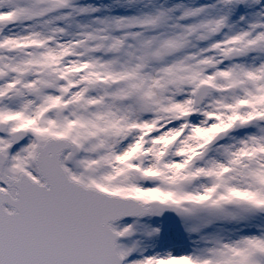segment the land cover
<instances>
[{
	"label": "rangeland",
	"instance_id": "374dc122",
	"mask_svg": "<svg viewBox=\"0 0 264 264\" xmlns=\"http://www.w3.org/2000/svg\"><path fill=\"white\" fill-rule=\"evenodd\" d=\"M217 1L220 2L221 7ZM256 5V0H0V42L5 40V37H17L21 52L30 51V56L44 49L56 48V44L61 42L63 48L68 47L69 51L70 46L82 47L77 52V57L74 55L76 59L74 61L78 60L75 65H89L92 59H95L97 51L101 49L103 41L108 37L115 40L116 30L118 28L122 30L117 36H121L119 48L124 43L128 45L127 57L122 58L121 66L125 79L116 74L115 63L111 60L110 53H105L108 59L104 63L106 66L100 70L101 73L92 72L93 66L89 69L83 67L86 69L85 72H78L76 75L86 76L84 83L102 75L108 80H115L120 92L117 94V99L115 100V90L101 86L98 91L100 93L104 91L101 95L102 101L108 102L106 100L111 99L109 102L120 107L124 111L123 114L130 117L129 126L136 122L137 127L143 125L141 130H145L149 125H155L147 148L152 147L153 139L156 140L158 137L157 134L165 131L161 127L165 121L167 127L181 124L183 126V123H192L193 118H198L197 111L191 119H181L186 111L219 113L223 118L229 119L238 114L234 112L235 103L239 104L243 101L248 105L241 108L243 113L241 118H244L239 127L233 125L228 131L226 128L211 132L210 137H207L208 131L204 138H208L206 147L192 149L193 154H182L177 159L182 164L175 170H168L164 163H161V166L159 163L153 166V158L151 154H145L144 144L137 151L134 149V142H139L137 138L140 134V132L134 134L135 128L129 131L131 140L117 145L115 149L122 157L117 164L110 161L109 167L101 161L106 157L111 138L103 136L94 140L93 134L87 136L77 126L82 101L81 98L68 100L72 97L68 88L75 87L72 82L63 81L61 61L45 59L32 69L26 63L18 65V72L13 74L9 83L3 84L2 75L6 72L7 52H2L0 49V122L5 121L10 125L9 133H0V147H7L11 142L12 133L19 128L26 129L30 133V137L12 151L10 172L16 175L21 170H26L31 174H37L34 159L39 142L52 135L68 137L77 143V151L73 153V157L66 158V165L74 177L111 193L135 196L155 205L154 214L149 217L130 218L115 224V228L121 234L120 251L125 264H159L152 262L150 257L158 253L163 245H166L169 251L164 263L160 264H264V214L260 211V207L264 205L263 183L254 176L244 181L237 180L235 186L238 189L253 190V194L249 196L233 195L226 185L212 192L193 190L194 179L202 176L199 169L202 165L205 166L203 160L207 154L228 146L230 137L237 133L255 131L258 127L260 129L264 127L262 101L264 79L261 81L258 77H264L262 57L261 61L260 56L254 59L257 67H247L241 62L243 56L244 61H248L245 53L241 47H234L239 55L232 61V66H225V69L220 70L217 75L214 69L210 70L209 83H213L218 89L200 108L196 107L193 101L196 95L195 88L196 90L199 88L197 85L184 90L171 91L176 95V99H182L187 95L191 102L190 105L179 106L178 112L167 106V102L162 106L154 101L158 93L161 95L165 93L163 90L167 87L163 85L164 80L170 84L172 78L169 74L171 65H167L164 77L161 68L156 72V66L159 65L161 57L168 53L169 47L174 52L179 45V43L175 44L172 35L171 39L167 38L168 33L172 31V34H178L179 29L173 26L167 30L157 27L165 12H171L173 9L174 13H177L181 25L180 31L189 34L190 39L199 22V18H194L192 15L196 9H201L198 15L202 22L207 24V30L213 29L214 24L220 21H226L229 22L233 32L240 30L237 26L241 24L242 29L246 28L248 32L246 37H251L250 34L256 29L263 32L264 38V26L258 29L256 27L259 24L258 18L245 16L249 12H255ZM229 10L232 11L231 15ZM40 11H47V17L39 19L36 14ZM239 12L242 17L238 19L245 18V21L237 24L238 22H234L232 18ZM207 30L199 33V35L203 34L200 37H206L209 33ZM125 32L128 33L124 34ZM23 33L37 39V44L28 46L27 41L22 40ZM67 33L77 36L67 40L64 36ZM231 52H233L232 48L225 49L222 60L231 59ZM146 53L150 56L148 61H145ZM180 66V64L177 66L179 70H181ZM138 67L144 69V72H147L145 74L152 78V87L145 91L150 95L151 92L154 94L151 95L153 100L137 89L136 82L141 76L136 73ZM230 84H234L239 89L237 96L232 91L226 90L225 86ZM170 87L173 88L172 85ZM193 90L195 94L192 95ZM222 92L226 93L229 99L231 98L232 106L229 110L219 108V105L225 104ZM176 104V100L173 99L171 106ZM8 108L12 109V112H18L20 117L23 115L24 120L16 124L17 115L8 114ZM256 110L261 115L258 119H254ZM86 122L90 124L88 119ZM186 129L188 127H184L180 135L185 132L188 136ZM208 129L210 130V126ZM219 134L222 141L218 145H212L211 142ZM164 143L162 152L165 149L167 153L174 151L175 138L171 141L168 139ZM261 143H264V139L260 141ZM160 144L157 143L158 146ZM236 146L238 153H241L239 156L248 159L246 154L248 151H244L246 148H251L248 142ZM101 148L102 153H100ZM253 165V161L247 162L246 174L248 172L252 174L249 169ZM231 168L229 164L222 166L225 174H231ZM215 184L216 181L210 183L214 188ZM248 193L246 190L245 195ZM216 206L224 209L228 217L223 218L225 216L219 214L214 217L206 216L215 213ZM199 214H205L207 221H223L212 224L209 234L215 241L209 243L202 253L193 236V233L204 225L199 221ZM230 217L232 219L228 220ZM177 248L180 250L175 252ZM155 251L157 252L154 253Z\"/></svg>",
	"mask_w": 264,
	"mask_h": 264
},
{
	"label": "bare ground",
	"instance_id": "6f19581e",
	"mask_svg": "<svg viewBox=\"0 0 264 264\" xmlns=\"http://www.w3.org/2000/svg\"><path fill=\"white\" fill-rule=\"evenodd\" d=\"M217 4L220 5V2L217 1ZM256 4V9H254L255 12H249L245 16L249 17L248 15H251L255 19L257 17L259 20V24L256 25V27L258 29L260 26H264V0H256ZM240 12L242 13V11ZM240 12L232 18L234 22H238H236L237 24L243 23L245 21V18L243 20L238 19L239 17H242ZM229 13V15H231L232 11L229 10ZM117 20L118 19H115V21ZM240 25L237 26V28L240 29L238 30V33L231 34L232 36L227 37V39L225 40H217L215 37L205 41H198L192 38L190 39L189 34H186L184 31H180L181 25L177 18V13H174L173 9H171V12H165L157 27L161 29L163 27L165 30H167L169 28H172L173 26L175 29H179V31H177L178 34H172L171 31L167 35L168 39H171L170 36L172 35L175 40V44L179 43V45L174 52H172L171 48L169 47L168 53L161 57L159 65L156 66V72L161 68L164 77L167 65H171L169 74L172 76V78L170 80V84L166 83V80H164L165 84L163 85L167 87L165 90H163L165 91V93L163 95L158 93L154 101L158 104H162V106H164V103L167 102V106H169L172 110H175L176 112H178L177 108L179 106L190 105L191 102L189 101V97L187 95L184 96L182 99H176V95L171 91H178V89L184 90L191 87L192 85H198L199 83L205 81V79H203L204 77L202 76L204 71L201 69L214 68L216 70H221L225 68L223 67L224 65L221 60L222 56L220 53L222 46L220 42L226 44L227 47H241L242 51L245 53V56L248 58V61L242 60V63L247 67H257L254 62V59H257V57L259 56L260 61L262 57V64L264 65L263 32L254 29V33L250 34L251 37L248 38L246 37V35L248 34L246 28H243V30ZM240 31L242 32L239 34ZM121 32L122 30L120 28L116 30L115 40L112 37H108L107 39H105L101 44V49L97 51L95 59H92V62L90 61L91 64L83 66L81 64L75 65V63H77L78 61H74L75 57H77L76 54L82 48L77 47L76 45L70 46L69 51V48H63V44L60 42L59 44H56V48L52 49L51 47L47 50L44 49L43 51L39 52L41 54L33 53L30 56V51H28L27 53L21 52V47L19 48L20 41L17 39V37H5V40L0 42V49L2 50V52H7L6 72L2 75L3 84L9 83V81L12 79L13 74L18 72V65H23L26 63L28 66H30V69H32L35 68V66H37L39 63H42V61L45 59H52L56 62L61 61L63 81L65 83L72 82L73 86L75 87L74 90L68 88L69 95L72 94V97L68 98V100H77L81 98L82 101V103H80L81 108L79 107L80 114L78 115V121L76 123L77 126L82 129L85 135L88 136L93 134L94 140H97V138L100 137L103 138V136H110L109 138H111V142L109 144L110 148L108 147L106 157H103L101 161V163L109 167L110 161L112 163L117 164L119 158L122 157V155L115 148L118 144H121L124 141H129L130 130L135 128V135L140 132L138 137L140 139L146 138L149 133L144 129L141 130L143 125L138 124L139 126L137 127L136 122L134 124L132 123V126H129L130 117L123 114L124 111H122L120 107L113 105V103L109 102L111 99H107L106 101L108 102L102 101L101 95L102 93H104V91H102L101 93L98 91L101 86L111 87L112 89L109 90H115V100L117 99V94H119L120 92L118 91L119 85L115 84V80H108L107 78H104L105 76L102 75L94 77L91 82L89 81L88 83H84L87 79L85 78L86 76L76 74L78 72H83V67L89 69L93 66L94 67L92 72L101 73L100 70L106 66L104 65V63L106 59H108L106 58L107 56L105 55V53H110V58L111 60H114L115 63V69L117 70L116 74L122 76V78L125 79V73L121 69V66L122 58L127 57L128 45L124 43L119 48V38H121V36L117 35ZM258 32L260 33L258 35H255ZM126 33L128 32H125L124 34ZM23 34L22 40L27 41L28 46L37 44V39L31 38L28 34ZM64 36L65 39L71 40L74 39V37L77 35L67 33ZM17 40L19 41V43L17 42ZM120 50L121 52H119ZM74 55L76 56L74 57ZM144 56L145 61H148L150 56H148L147 53ZM193 58H195V60ZM179 64L181 65V70L177 68ZM230 66V63L227 64V67ZM145 72L144 69H141L140 67L137 68L136 73L141 74V76L138 77V81L136 82L137 89L149 99L153 100L152 96L154 94L150 91L152 95L151 96L147 91H145V89H149L153 85L152 78L148 74H145ZM263 79V77H260V80ZM170 85H172L173 88H171ZM173 99L176 100L177 104L171 106V101ZM231 106L232 103L227 101L224 105H219V108L222 110H229L231 109ZM7 112L10 115H17V118L16 116H13V118H16V124L21 120H24L23 115H21L20 117L18 112H12V109L10 108L7 109ZM87 119L90 122L89 125L86 122ZM230 124H232L230 120L228 121L227 118H223L219 114H206L202 111H198V118L194 119L192 124L188 127V129H190L188 136L184 137L185 139H183L182 142H179L176 145L174 151L167 153V149L162 152V149L165 147L164 142H166L168 139H170L171 141L176 138L177 135H179V133L181 132L180 130L182 129V125H169V127H167V121H165L161 126L165 131H161L160 133L162 134L159 133L156 135L158 137L156 138V140L153 139L154 143L151 148H147V146H149L150 144L151 139H146L147 146L145 149V154H151L153 158V166L157 163H159V165L161 166V163H164L168 170H175L177 166L179 167L182 164L181 162L177 161V159H179L182 154H193V152L191 151L192 149H203L206 147L208 138H204L206 137L208 131L209 133L207 134V137H210L211 132L221 131L223 129V125L227 127ZM209 126L210 130L208 129ZM263 129L264 127L262 126V129L258 127L255 131L242 133L240 135L235 134V136L230 137L231 139L229 140L228 146H225L219 150H214L211 153L207 154L205 159L203 160L205 166L202 165L199 169V173H201L202 176L194 179L193 190L195 192H199V190H205V192H212L215 191L216 188H220L226 185L228 186L230 193L233 195L249 196L253 194V190L246 189L249 193L248 195H245L246 190L241 188L238 189L235 186L237 180L244 181L254 176L256 180H260L264 185V143L260 144V141L264 139ZM87 138L89 139V137ZM158 142L161 143L159 146L157 145ZM246 142H248V145H250L251 148H246V150H244L248 151V153H246L248 155V159H243V157L241 158L239 156V154L241 153H238L239 151L236 144H246ZM102 148L100 149V153H102ZM104 148L107 149L106 147ZM196 152L197 151H195V153ZM248 161L254 162L253 167L249 169L251 170L252 174H250L249 172L248 174L245 173ZM224 164H229L230 167H232L231 174H225L223 172L222 166ZM151 167L152 165L150 166V168ZM214 181H216L215 188L211 187L210 185V183ZM233 186L235 188H233ZM216 214L225 216L223 218L228 217V215L226 216L225 210L220 208L219 206H216L215 213L206 216L214 217ZM204 215L205 214H199V221L201 222V224L204 225L193 233L196 242L199 244L200 253L206 250V246L209 243L211 244V242L215 241L214 238L209 234V229L212 227V224L223 223L222 220L207 221ZM231 219L232 217H230L228 220ZM170 236L166 237L169 238ZM179 250L180 248H177L175 252ZM168 251L169 250L166 249V245H163L160 251H158V253H156V251V254L150 257V259L154 263H164V260L168 255Z\"/></svg>",
	"mask_w": 264,
	"mask_h": 264
},
{
	"label": "water",
	"instance_id": "95a60500",
	"mask_svg": "<svg viewBox=\"0 0 264 264\" xmlns=\"http://www.w3.org/2000/svg\"><path fill=\"white\" fill-rule=\"evenodd\" d=\"M23 134L18 132L14 140ZM54 141L41 148L38 161L52 177L58 196L43 192L32 196L27 179L10 180V188L20 189L19 198L0 190V264H118V256L111 250L113 235L107 219L126 216L133 203H121L117 198L107 200L101 209L102 221L84 224L91 216L89 205L99 207L101 202L80 195L77 189L62 186L57 156L65 141ZM0 153V172L4 174L5 154ZM7 205L15 211H7ZM140 209L137 207L131 214H138ZM111 252L113 258L109 262Z\"/></svg>",
	"mask_w": 264,
	"mask_h": 264
}]
</instances>
